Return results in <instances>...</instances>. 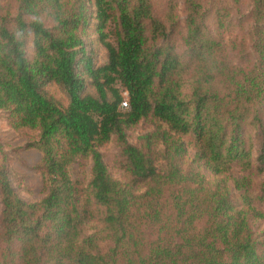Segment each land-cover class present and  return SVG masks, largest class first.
I'll list each match as a JSON object with an SVG mask.
<instances>
[{
  "label": "trees",
  "instance_id": "1",
  "mask_svg": "<svg viewBox=\"0 0 264 264\" xmlns=\"http://www.w3.org/2000/svg\"><path fill=\"white\" fill-rule=\"evenodd\" d=\"M0 112V264H264V0H0Z\"/></svg>",
  "mask_w": 264,
  "mask_h": 264
},
{
  "label": "rangeland",
  "instance_id": "2",
  "mask_svg": "<svg viewBox=\"0 0 264 264\" xmlns=\"http://www.w3.org/2000/svg\"><path fill=\"white\" fill-rule=\"evenodd\" d=\"M96 38L92 34V38ZM90 39H86L87 44ZM95 50L96 60L98 64L106 61V51L99 47L96 43ZM89 45V44H88ZM31 47L28 49L30 53ZM47 91L55 98L65 100V95L56 85H50ZM152 126L149 123H140L135 129L129 132V140L136 143L137 137L149 130ZM26 135L22 132H17L11 129L8 123V118L4 113L0 112V148H2L9 156L11 181L18 195L27 202H34L40 200L44 196V180L42 175L37 170V165L40 161V153L36 149L26 148ZM104 155V161L109 173L117 179L122 178V171L116 161L118 155V146L114 140L109 142L106 146L101 148ZM89 168L87 165L85 173L78 174L80 180L86 183L89 180ZM78 171V170H77ZM261 229H264V223L261 224Z\"/></svg>",
  "mask_w": 264,
  "mask_h": 264
},
{
  "label": "built area",
  "instance_id": "3",
  "mask_svg": "<svg viewBox=\"0 0 264 264\" xmlns=\"http://www.w3.org/2000/svg\"><path fill=\"white\" fill-rule=\"evenodd\" d=\"M122 107L127 108V101L126 100L122 103Z\"/></svg>",
  "mask_w": 264,
  "mask_h": 264
}]
</instances>
